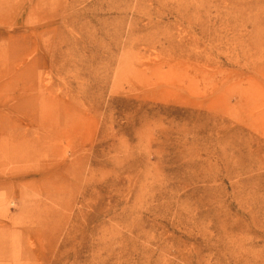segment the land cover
I'll use <instances>...</instances> for the list:
<instances>
[{
	"label": "rangeland",
	"instance_id": "1",
	"mask_svg": "<svg viewBox=\"0 0 264 264\" xmlns=\"http://www.w3.org/2000/svg\"><path fill=\"white\" fill-rule=\"evenodd\" d=\"M0 264H264V0H0Z\"/></svg>",
	"mask_w": 264,
	"mask_h": 264
}]
</instances>
